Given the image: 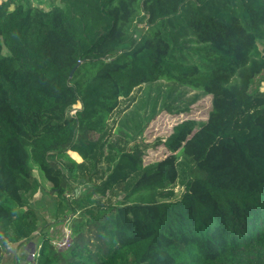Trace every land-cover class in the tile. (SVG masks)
<instances>
[{"label": "trees", "instance_id": "trees-1", "mask_svg": "<svg viewBox=\"0 0 264 264\" xmlns=\"http://www.w3.org/2000/svg\"><path fill=\"white\" fill-rule=\"evenodd\" d=\"M59 1L0 3V263L38 228L33 172L73 197L79 158L98 150L92 134L143 85L116 124L128 142L210 96L206 121L177 123L169 153L148 165L143 148L118 150L103 185H124L121 201L78 213L69 248L45 237L33 264H264V92L253 88L264 83V0ZM180 158L192 171L170 200Z\"/></svg>", "mask_w": 264, "mask_h": 264}, {"label": "rangeland", "instance_id": "rangeland-1", "mask_svg": "<svg viewBox=\"0 0 264 264\" xmlns=\"http://www.w3.org/2000/svg\"><path fill=\"white\" fill-rule=\"evenodd\" d=\"M7 0H0V3ZM13 5L29 4L32 7L47 11L53 6L63 7L59 0H13ZM13 5L10 6V10L13 9ZM259 48L264 46V42H258ZM2 54H7L5 49L2 50ZM255 81L253 88H256L260 92H264V83ZM145 87L141 85L135 88L127 99H120L117 108L110 115L106 129L101 134H92V138L97 141L98 150L96 154L89 158L87 161H82L79 158L77 163L80 167L77 171V183H70L68 194L73 196L66 201L64 198L58 197L51 191L50 184L38 178L37 174L33 172L34 176L40 183L39 190L29 200L28 205L33 208L38 216L37 224L38 228L36 232L28 239L20 242L8 244L12 260L8 264H33V260L30 257L31 252L34 251L42 239L45 237L49 241L55 242L63 239L65 235L70 232V225L74 216L78 213H85L84 211L95 209L99 206H109L114 203L120 202L123 195L126 193L124 185L115 186L112 189L104 187L106 177L108 175V168H111L116 159L117 151H125L131 146L143 148V163L145 165L151 164L154 161L162 159L169 152L164 147L163 143L172 136V128L179 122L188 120L193 121L196 126L203 124L207 119V114L210 108V96L201 98L199 101L187 106L186 112L182 114H159L143 131L138 143L133 144L120 137L116 132V124L118 119L123 113L130 107V105L137 103L140 98L145 96ZM156 92L152 93V95ZM193 92H189L185 95L186 102H189ZM79 105L72 108L69 111V115H72L75 109H78ZM185 108V107H183ZM112 147V148H110ZM67 155L72 157L67 152ZM75 161L74 159H72ZM62 165H66L65 162H61ZM192 162L180 158L178 164V177L175 183L169 188L173 197L170 200H177L180 198L184 185L190 177L192 171ZM134 178H131L128 183L132 184ZM100 187L101 192H92L94 187ZM73 193V194H72ZM78 193H80L78 195ZM68 195V198H69ZM79 196L77 202L83 207L82 210L73 213L72 209L75 206L73 199ZM66 197V196H65ZM3 237H0V241ZM1 264V263H0Z\"/></svg>", "mask_w": 264, "mask_h": 264}, {"label": "built area", "instance_id": "built-area-1", "mask_svg": "<svg viewBox=\"0 0 264 264\" xmlns=\"http://www.w3.org/2000/svg\"><path fill=\"white\" fill-rule=\"evenodd\" d=\"M66 198H68V194L66 195ZM50 243L57 251H64L68 249L71 243L70 232H68V234L65 235L63 239L55 242L50 241ZM38 249L39 247H37L34 251L31 252L30 257L32 258V260L36 258Z\"/></svg>", "mask_w": 264, "mask_h": 264}, {"label": "crops", "instance_id": "crops-1", "mask_svg": "<svg viewBox=\"0 0 264 264\" xmlns=\"http://www.w3.org/2000/svg\"><path fill=\"white\" fill-rule=\"evenodd\" d=\"M12 260V257H11V253L9 255V257H6L1 264H8L10 263V261Z\"/></svg>", "mask_w": 264, "mask_h": 264}]
</instances>
